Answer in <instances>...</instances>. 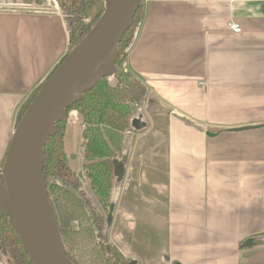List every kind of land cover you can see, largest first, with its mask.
<instances>
[{
	"label": "crops",
	"instance_id": "obj_1",
	"mask_svg": "<svg viewBox=\"0 0 264 264\" xmlns=\"http://www.w3.org/2000/svg\"><path fill=\"white\" fill-rule=\"evenodd\" d=\"M142 8L124 64L146 86V119L132 132L142 139L119 181L113 237L136 264H264V0ZM70 48L60 12L0 10V170L21 115ZM63 144L79 172L76 110Z\"/></svg>",
	"mask_w": 264,
	"mask_h": 264
},
{
	"label": "trees",
	"instance_id": "obj_2",
	"mask_svg": "<svg viewBox=\"0 0 264 264\" xmlns=\"http://www.w3.org/2000/svg\"><path fill=\"white\" fill-rule=\"evenodd\" d=\"M61 1L64 11L78 21L71 30V41L77 44L91 27L80 19L95 23L104 10V0ZM99 3L95 10L94 5ZM142 12L140 0L131 26L118 44L114 75L102 78L68 109L78 111L82 121V172L76 174L67 163L63 144L66 117L56 124L55 133L43 146L44 181L66 254L74 264H129L131 260L115 239L108 240L112 223L107 225L106 218L110 206L115 209L120 190L113 160L129 155L131 148H128L126 132L135 131L131 120L143 107L147 94L146 86L124 64ZM69 24L67 20L68 27ZM113 213L114 210L112 217ZM0 252L13 264H31L1 208Z\"/></svg>",
	"mask_w": 264,
	"mask_h": 264
},
{
	"label": "water",
	"instance_id": "obj_3",
	"mask_svg": "<svg viewBox=\"0 0 264 264\" xmlns=\"http://www.w3.org/2000/svg\"><path fill=\"white\" fill-rule=\"evenodd\" d=\"M139 4L140 0H104L99 19L46 77L10 138L0 170V208L31 264H74L66 254L44 181L43 146L72 104L102 78L114 75L118 44ZM140 117L131 120L135 130L145 126ZM126 161L127 154L113 160L116 182L123 178ZM35 211L42 218L48 239L35 224ZM112 211L111 205L107 225L111 224ZM129 264H136V260Z\"/></svg>",
	"mask_w": 264,
	"mask_h": 264
},
{
	"label": "rangeland",
	"instance_id": "obj_4",
	"mask_svg": "<svg viewBox=\"0 0 264 264\" xmlns=\"http://www.w3.org/2000/svg\"><path fill=\"white\" fill-rule=\"evenodd\" d=\"M62 2L63 1H61V0H0V10H20V11H22V10H25V11L29 10V11H34V12L35 11H43V12H52V11L53 12H56V11H58L61 14L64 15V17L66 19V23H67V20H70V22H71V24H69V27H68L69 34H70V41H71V36H72L71 30H73V28L77 26V24H78L77 22L78 21L76 20V18L70 17V15H68V13L64 11L63 7L61 6ZM99 6H100V3H99L98 6L94 5L95 10H97V8H99ZM96 15L99 16V13L96 14ZM81 19H80V21H82L84 23H89V25L91 27L95 24L94 21H92L91 19H89L90 21L87 18L86 19H82V20ZM138 20H139V18H138ZM75 45L76 44L73 43V41H71V48L74 47ZM113 82L114 81L111 80V83H113ZM147 96H148V93L146 94V97L144 99V103H145V100H146ZM155 102H157V101L154 100L153 103L156 104ZM143 107H144V104H143ZM143 107L135 115V117H138L139 114H140L141 115V117H140L141 120L142 119H144V120L146 119L144 117V115L142 114ZM80 131H81V127H80ZM126 134H127L128 139H129V146H128V148L130 147L131 149L132 148L134 149L135 148V145L137 144V142L140 139H142V138L141 137H137V134L134 135L131 130H128L126 132ZM131 142H132V144H131ZM78 152L80 153V158H81V154H82L81 145H80V148H79V151ZM131 157L133 158V155ZM134 162H136L134 164L138 168H140L141 166L144 167L147 164V163L142 162L139 159H137V160L134 159ZM67 163H68V161H67ZM68 166H69V164H68ZM70 169L72 170L71 167H70ZM81 172H82V168H80V171L77 172L76 174H79ZM111 223H112V221H111ZM107 236H108V240H110V241H113L114 240V237H113V227H111V229L109 230ZM256 236H259V235H256ZM248 239H251V238H248ZM262 239L264 240V236L262 237ZM247 240H245V241H247ZM259 240H261V239H259ZM0 254H1L0 257H1L2 261H3V264H13L11 262V260L6 255H4L2 252H0ZM128 257L130 258V256H128ZM131 260H133V259L131 258Z\"/></svg>",
	"mask_w": 264,
	"mask_h": 264
},
{
	"label": "bare ground",
	"instance_id": "obj_5",
	"mask_svg": "<svg viewBox=\"0 0 264 264\" xmlns=\"http://www.w3.org/2000/svg\"><path fill=\"white\" fill-rule=\"evenodd\" d=\"M34 221H35L36 226L39 228L40 232L42 233V235L46 239H48V236H47L46 230L44 228V224H43L42 218L38 215L37 211L34 212Z\"/></svg>",
	"mask_w": 264,
	"mask_h": 264
},
{
	"label": "built area",
	"instance_id": "obj_6",
	"mask_svg": "<svg viewBox=\"0 0 264 264\" xmlns=\"http://www.w3.org/2000/svg\"><path fill=\"white\" fill-rule=\"evenodd\" d=\"M229 27L230 29L233 31V32H240L241 31V28L238 24L236 23H230L229 24Z\"/></svg>",
	"mask_w": 264,
	"mask_h": 264
}]
</instances>
